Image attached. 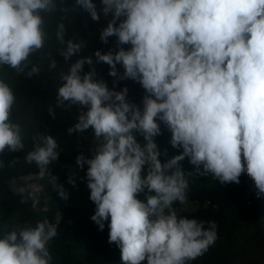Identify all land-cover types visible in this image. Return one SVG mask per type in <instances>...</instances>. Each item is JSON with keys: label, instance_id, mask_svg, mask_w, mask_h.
<instances>
[{"label": "clouds", "instance_id": "obj_1", "mask_svg": "<svg viewBox=\"0 0 264 264\" xmlns=\"http://www.w3.org/2000/svg\"><path fill=\"white\" fill-rule=\"evenodd\" d=\"M75 4L94 21L100 19L93 0ZM101 4L103 14L112 18L100 39L106 44L116 37L118 50H97L96 61L109 65L112 77L139 82L146 95L141 111L127 101V87L109 89L94 79V70L82 74L85 63L93 64L91 57L69 63L61 76L58 103L82 109L69 134L92 129L97 141L91 158L81 154L76 159L81 169L88 166L89 198L96 205L91 220L101 231L108 222V242L119 247L122 264H189L215 244L218 224L180 216L173 207L187 199L189 184L180 166L185 157L221 184H239L246 173L264 194V0ZM56 10L55 0H0V66L38 75L40 68L30 57L45 44L41 13ZM55 38L65 46L60 55L66 62L80 52L81 43L65 39L63 22ZM55 66L53 60L50 67ZM15 101L12 88L0 80V154L25 147L21 126L12 120ZM158 120L171 131L172 147L183 149L163 163L154 141L161 134ZM136 132L145 143L137 141ZM58 148L53 136L37 135L24 159L36 165L41 178L50 177L66 200L49 170ZM141 193L145 200L138 198ZM29 196L35 202L34 193ZM62 216L59 210L54 223L44 219L34 227L5 230L0 264H50L49 243L58 235Z\"/></svg>", "mask_w": 264, "mask_h": 264}, {"label": "trees", "instance_id": "obj_2", "mask_svg": "<svg viewBox=\"0 0 264 264\" xmlns=\"http://www.w3.org/2000/svg\"><path fill=\"white\" fill-rule=\"evenodd\" d=\"M55 3L56 11L41 13L45 18V44L30 57L31 62L39 66L40 73L29 77L27 69L17 72L6 65L0 66V80L8 83L16 96L12 120L21 126L25 144L23 151L5 150L0 154V238L5 230L11 231L17 226L34 227L44 219L54 223L57 211L61 210L58 235L49 243L50 264H122L119 247L108 242V222L101 231L91 220L96 205L89 198L87 180L78 186L68 183L78 167L77 156L83 152L84 157L91 158L97 141L92 129L69 134L68 129L78 122L82 109L68 102L59 104L57 93L68 64L84 57H91L93 64L85 63L82 74L94 70V79L106 82L109 89L120 91L127 87V101L141 111L146 91L137 81L110 76L109 65L96 61L94 53L97 50L102 53L118 50L116 37H110L106 44L100 39L102 29L112 18L103 14L101 0H93L100 16L98 21L77 6L75 0H55ZM64 7L68 10L66 14L61 10ZM61 22L65 24V39L82 44L80 52L68 62L60 55L65 46L55 38ZM124 47L127 49L130 45ZM53 60L56 62L54 68L50 67ZM117 69L122 76L123 67L118 64ZM157 122L161 134L154 137V141L163 163L181 154L183 149L172 147L171 131L163 122ZM41 134L53 136L59 145V157L49 165V170L67 193L66 200L54 190L50 177L41 178L36 165L24 159L33 148V137ZM134 135L139 143H145L141 133ZM180 166L189 184L187 198L198 205L193 210H185L176 202L173 207L177 214L215 220L218 224L215 244L189 264H264V194H258L254 181L244 173L239 184H221L211 173L201 174L202 166L197 168L188 157ZM21 188L25 189L24 193L20 192ZM29 193H34L35 202ZM138 198L145 200L146 193L139 194Z\"/></svg>", "mask_w": 264, "mask_h": 264}, {"label": "built area", "instance_id": "obj_3", "mask_svg": "<svg viewBox=\"0 0 264 264\" xmlns=\"http://www.w3.org/2000/svg\"><path fill=\"white\" fill-rule=\"evenodd\" d=\"M82 155L84 156L83 152ZM87 165L84 166L83 169H81L79 166L77 167L74 175H72L69 179H68V183L71 185H75L78 186L79 184L83 183L84 181H86V171H87ZM70 181H74V184Z\"/></svg>", "mask_w": 264, "mask_h": 264}, {"label": "rangeland", "instance_id": "obj_4", "mask_svg": "<svg viewBox=\"0 0 264 264\" xmlns=\"http://www.w3.org/2000/svg\"><path fill=\"white\" fill-rule=\"evenodd\" d=\"M198 203H196L195 201H192L190 199H186V201L181 204V206L183 207V209L185 210H193L197 207Z\"/></svg>", "mask_w": 264, "mask_h": 264}]
</instances>
